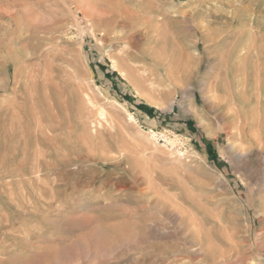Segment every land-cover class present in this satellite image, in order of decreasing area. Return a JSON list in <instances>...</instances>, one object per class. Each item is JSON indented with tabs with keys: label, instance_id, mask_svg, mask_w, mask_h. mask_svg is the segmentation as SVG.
I'll list each match as a JSON object with an SVG mask.
<instances>
[{
	"label": "rangeland",
	"instance_id": "374dc122",
	"mask_svg": "<svg viewBox=\"0 0 264 264\" xmlns=\"http://www.w3.org/2000/svg\"><path fill=\"white\" fill-rule=\"evenodd\" d=\"M259 82L264 0H0V264H264Z\"/></svg>",
	"mask_w": 264,
	"mask_h": 264
},
{
	"label": "bare ground",
	"instance_id": "6f19581e",
	"mask_svg": "<svg viewBox=\"0 0 264 264\" xmlns=\"http://www.w3.org/2000/svg\"><path fill=\"white\" fill-rule=\"evenodd\" d=\"M169 69V68H168ZM170 71V70H168ZM17 74V73H16ZM20 74V73H19ZM255 77V76H254ZM233 78V77H232ZM237 81L238 79L240 80L239 77L236 78ZM235 79V80H236ZM258 79V77H257ZM255 80L258 82V80ZM229 83H232L231 80ZM235 83V82H233ZM232 83V84H233ZM238 84L240 83V81L237 82ZM244 83V81H243ZM256 84V82H254ZM261 83L259 82V88L256 86L255 88L257 90H259V94H255V96L253 95L254 93H252L251 91H249V89H251V87L248 90H243L244 94L243 95H239L237 94L235 97H231V95L229 97L228 100L233 101V105L238 106L237 104L241 105V109H240V116L237 115L234 118V125L237 128L238 132H239V136L240 139H245V137H249V142L251 143V145H257L260 144V142H262V140L264 139V88H260ZM231 85V84H230ZM234 86V85H233ZM233 86H230L233 88ZM239 86V85H238ZM245 86V85H243ZM243 86H241L242 88H244ZM255 86V85H254ZM236 87V86H235ZM16 88V87H15ZM229 89V88H228ZM236 89V88H235ZM240 89V88H239ZM238 89V90H239ZM246 89V87H245ZM233 90V89H232ZM232 92V91H231ZM236 92V91H235ZM256 92V90L254 91ZM256 92V93H257ZM233 94V93H232ZM256 95H258L256 97ZM229 101V102H230ZM228 103V101H227ZM232 106V103H231ZM233 107V106H232ZM191 108V107H190ZM238 109V108H237ZM237 114V113H236ZM129 119L132 120V117L130 115ZM231 116V115H230ZM229 116V117H230ZM232 119V118H231ZM230 120V119H229ZM232 126V125H229ZM234 128V127H233ZM237 134V133H236ZM232 135V134H231ZM155 135L152 134V137H154ZM234 136H237L234 134ZM260 146V145H259ZM262 151L264 150V145L262 148H260ZM261 151V152H262ZM237 154V152H236ZM243 154V153H242ZM236 156V155H235ZM260 157V156H259ZM237 158V157H235ZM264 171V170H263ZM192 222V221H191ZM196 222V221H195ZM190 225V224H189ZM188 225V226H189ZM194 225V224H193ZM197 225V224H196ZM191 227V226H190ZM187 229L189 227H186ZM186 229V230H187ZM184 230V228H183ZM192 230V229H191ZM190 230V231H191ZM198 230V229H197ZM200 231V230H198ZM187 232V231H185ZM199 233V232H198ZM196 235V233H195ZM199 235V234H198ZM197 237V236H196ZM201 239V238H200ZM203 240V239H202ZM198 241V240H197ZM201 243V242H200ZM199 244V242H198ZM196 246V245H195ZM200 247V246H199ZM203 247V246H202ZM202 250V249H201ZM200 250V251H201ZM204 252V251H203Z\"/></svg>",
	"mask_w": 264,
	"mask_h": 264
},
{
	"label": "trees",
	"instance_id": "16d2710c",
	"mask_svg": "<svg viewBox=\"0 0 264 264\" xmlns=\"http://www.w3.org/2000/svg\"><path fill=\"white\" fill-rule=\"evenodd\" d=\"M125 98H127V97L125 96ZM138 107L140 108V110L146 112L147 114H150V115H151V113L153 112V109H151V108L143 107V106H138ZM186 126H187L191 131L194 130V129H193V124H192L191 122H187V123H186ZM206 149L209 150V149H210V146L207 145V146H206Z\"/></svg>",
	"mask_w": 264,
	"mask_h": 264
},
{
	"label": "crops",
	"instance_id": "0c3cea01",
	"mask_svg": "<svg viewBox=\"0 0 264 264\" xmlns=\"http://www.w3.org/2000/svg\"><path fill=\"white\" fill-rule=\"evenodd\" d=\"M137 108H138V110H139V111H142V110H140V108H139V107H137ZM142 112H143V111H142Z\"/></svg>",
	"mask_w": 264,
	"mask_h": 264
}]
</instances>
